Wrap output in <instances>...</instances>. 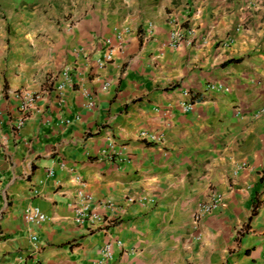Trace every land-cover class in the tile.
<instances>
[{
	"label": "crops",
	"instance_id": "1",
	"mask_svg": "<svg viewBox=\"0 0 264 264\" xmlns=\"http://www.w3.org/2000/svg\"><path fill=\"white\" fill-rule=\"evenodd\" d=\"M83 1L71 2L73 22L51 36L48 58L41 7L0 4V264L28 262L30 236L37 264H99L113 240L132 252L114 249L100 264H264V10L236 14L233 0ZM176 28L187 36L172 48ZM114 31L121 40L106 47ZM12 48L22 59L5 60ZM230 59L239 61L220 66ZM63 66L69 81L57 93L48 78L62 81ZM214 81L226 92L201 95ZM182 86L199 98L187 114L175 106ZM18 91L41 95L21 124ZM165 124L162 144L136 140ZM78 191L90 198L82 212L100 222L76 223ZM212 193L222 204L192 221ZM32 207L48 221L26 223Z\"/></svg>",
	"mask_w": 264,
	"mask_h": 264
},
{
	"label": "built area",
	"instance_id": "2",
	"mask_svg": "<svg viewBox=\"0 0 264 264\" xmlns=\"http://www.w3.org/2000/svg\"><path fill=\"white\" fill-rule=\"evenodd\" d=\"M172 25H176L177 23L175 21H170ZM147 35H151V25L147 24L145 26ZM187 36V33L184 31H181L179 28H176L175 30L173 29L169 33V38H168V46L174 48L178 43L182 42L185 37ZM116 40L120 41L121 40V32L114 31L110 37H106L103 39V45H106V47L109 46L111 43V40ZM83 51L78 50L76 51V55L82 54ZM77 58V56H76ZM109 59V54L104 53L103 55V61H107ZM100 65L101 62H98ZM59 75L63 76V80L56 83L54 77H49L48 81L49 84L52 85V90L54 92L59 93L60 90L63 88L64 84L69 81L68 78V69L66 66H63L61 71L59 72ZM53 80V81H52ZM226 92V87L220 83L219 81H214V82H206L202 85L200 89V94L205 95V94H213V95H221ZM177 93L179 98L175 101V106L178 108V110L183 113L187 114L193 111L195 103L199 100L198 95L194 93L193 91L187 89L186 87H178L177 88ZM17 97L20 99L21 103L19 106V112L20 119L18 120V124H21L23 122V118L25 117V114L32 103H34L36 100L40 98V94L38 93H31L27 91H18ZM92 106V102L89 100L88 103L86 104V107L89 108ZM168 112V111H165ZM169 127V124H165L163 129H156V130H150V129H144L141 131H138L135 135L136 140L139 142L147 143V144H156L160 145L164 142V138L166 136L167 129ZM111 143V142H110ZM78 180V178H75ZM76 197L78 199V207L77 209H81L77 212L76 216V223H87L89 226L100 222L101 219L94 214H86L83 213L82 205L86 203L90 198L84 194L82 191H78L76 193ZM131 200H129L130 202ZM222 204V197L218 193H212L209 197V199L200 204L196 211L193 214L192 221L197 222L201 215L203 213H207L212 211L213 209L219 207ZM22 218L23 220L33 226H41L43 225L46 221H48V218L36 207H32L29 209H25L22 213ZM104 225H108V222L106 221ZM30 241L32 242L33 247L30 248L26 255L24 257L28 258V262H25L24 260L20 259L17 261L16 264H37L38 263V258L37 253L40 250V246L38 247L36 243V237L35 236H30ZM121 242L118 240H113L110 242H106L105 244L102 245L99 254H100V261L97 263L101 262H107L111 261L114 256V249L118 251L119 254H128L129 252H132V250H125L122 252V247H121ZM261 258L264 261V248L261 251Z\"/></svg>",
	"mask_w": 264,
	"mask_h": 264
},
{
	"label": "rangeland",
	"instance_id": "3",
	"mask_svg": "<svg viewBox=\"0 0 264 264\" xmlns=\"http://www.w3.org/2000/svg\"><path fill=\"white\" fill-rule=\"evenodd\" d=\"M72 1L77 0H0V4L4 6L6 10L12 12L15 11H29L35 8L41 7L43 14V48L44 55L48 54L54 47L51 40V36L61 35L66 36L65 28L71 26L73 22L72 18ZM233 11L236 14L251 13L252 11L264 10V0H233ZM83 0H78V5L82 8ZM254 20V18H253ZM238 27H242V23L237 24ZM236 26V27H237ZM49 55H45V58ZM13 58L16 61L22 59L23 53L20 50L14 48L8 50L4 54V58ZM48 58V57H47ZM6 62V61H5ZM6 66H4L5 68ZM53 72L45 70L43 76H50ZM37 92V91H36Z\"/></svg>",
	"mask_w": 264,
	"mask_h": 264
},
{
	"label": "trees",
	"instance_id": "4",
	"mask_svg": "<svg viewBox=\"0 0 264 264\" xmlns=\"http://www.w3.org/2000/svg\"><path fill=\"white\" fill-rule=\"evenodd\" d=\"M238 61H239V59H230V60L222 63L220 66L224 67V66H226L229 63H234V62H238ZM175 86L176 85H173L170 88H174ZM146 145L149 146V144H146ZM258 205H259V203L256 200H254L253 203H252L251 209H250V213H249V215L247 217L246 223L244 224V228L248 227V224H249L251 218L255 216L256 210L258 208Z\"/></svg>",
	"mask_w": 264,
	"mask_h": 264
},
{
	"label": "clouds",
	"instance_id": "5",
	"mask_svg": "<svg viewBox=\"0 0 264 264\" xmlns=\"http://www.w3.org/2000/svg\"><path fill=\"white\" fill-rule=\"evenodd\" d=\"M147 144V143H146Z\"/></svg>",
	"mask_w": 264,
	"mask_h": 264
}]
</instances>
